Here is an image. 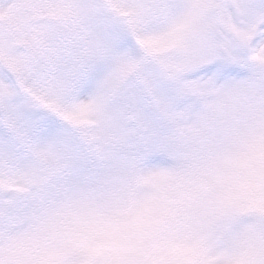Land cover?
<instances>
[{
	"label": "snow or ice",
	"instance_id": "6c2138e0",
	"mask_svg": "<svg viewBox=\"0 0 264 264\" xmlns=\"http://www.w3.org/2000/svg\"><path fill=\"white\" fill-rule=\"evenodd\" d=\"M202 207L264 264V0H0V264H162Z\"/></svg>",
	"mask_w": 264,
	"mask_h": 264
},
{
	"label": "clouds",
	"instance_id": "9594fccd",
	"mask_svg": "<svg viewBox=\"0 0 264 264\" xmlns=\"http://www.w3.org/2000/svg\"><path fill=\"white\" fill-rule=\"evenodd\" d=\"M236 196H248L255 189L245 185L243 174L236 177L235 184L228 189ZM202 239L195 232L188 235L162 233L156 245V251L162 264H232L239 249L227 250L220 245L214 253L202 254Z\"/></svg>",
	"mask_w": 264,
	"mask_h": 264
},
{
	"label": "rangeland",
	"instance_id": "374dc122",
	"mask_svg": "<svg viewBox=\"0 0 264 264\" xmlns=\"http://www.w3.org/2000/svg\"><path fill=\"white\" fill-rule=\"evenodd\" d=\"M148 186V185H147ZM216 196V195H215ZM207 209V208H206ZM204 216H207V212L206 210H203L201 213H198L197 214V219L194 220L191 224L189 225H185V226H180V227H172L170 228L169 230H167L166 232L164 233H169V234H180V235H188V234H191L193 232H195L196 234H198L201 239L204 238L207 234V231L209 230L210 227H207V228H204L201 226L200 224V220L199 218L200 217H204ZM236 234V233H235ZM232 235V237L227 240L223 246L226 247L227 250H234V235ZM92 237L93 235H86L85 237L82 238L83 240V243L81 245H78V246H74L72 249H71V252H74V251H80V250H85V247L89 248L90 245L92 244ZM207 242V241H206ZM204 242V243H206ZM240 242L238 243V249H239V246H240ZM202 248V247H201ZM201 250V249H200ZM213 250V249H212ZM211 251V250H210Z\"/></svg>",
	"mask_w": 264,
	"mask_h": 264
}]
</instances>
